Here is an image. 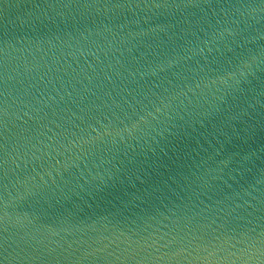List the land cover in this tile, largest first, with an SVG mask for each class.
Wrapping results in <instances>:
<instances>
[{"label":"water","instance_id":"obj_1","mask_svg":"<svg viewBox=\"0 0 264 264\" xmlns=\"http://www.w3.org/2000/svg\"><path fill=\"white\" fill-rule=\"evenodd\" d=\"M0 264H264V0H0Z\"/></svg>","mask_w":264,"mask_h":264}]
</instances>
